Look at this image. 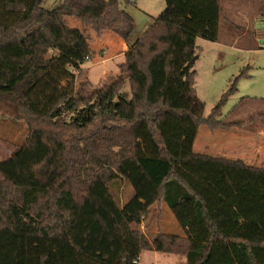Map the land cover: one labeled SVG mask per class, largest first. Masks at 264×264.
Here are the masks:
<instances>
[{"label": "trees", "instance_id": "obj_1", "mask_svg": "<svg viewBox=\"0 0 264 264\" xmlns=\"http://www.w3.org/2000/svg\"><path fill=\"white\" fill-rule=\"evenodd\" d=\"M45 1L0 0V107L28 128L0 159V264H138L143 251L264 264V167L194 151L202 125L254 119L222 116L235 84L207 118L196 91V40H218L222 0H166L117 78L84 92L75 84L96 56L92 35L128 43L135 25L123 5L135 2ZM122 182L133 189L123 203ZM163 204L183 235L141 228Z\"/></svg>", "mask_w": 264, "mask_h": 264}, {"label": "rangeland", "instance_id": "obj_2", "mask_svg": "<svg viewBox=\"0 0 264 264\" xmlns=\"http://www.w3.org/2000/svg\"><path fill=\"white\" fill-rule=\"evenodd\" d=\"M62 1L46 0L43 5L52 8L60 5ZM133 1L135 3L123 6L134 19L135 27L131 40L135 41L165 10L166 0ZM71 26L76 27L79 24L71 21ZM103 40L106 39L92 35V45L97 53L82 66L76 79V90H80L84 83H90L91 91L92 88L117 78L121 73L119 65L124 61V56H120L117 48H110ZM196 45L195 86L198 97L205 103L204 118L211 115L224 93L234 84V92L222 105V116H228L227 120L231 122L254 118L243 129L222 130L230 134L224 138L217 136L211 139V130L202 125L198 134L201 146H196V150L213 156L239 158L247 164L264 167V117L257 116L264 113L263 2L222 0L218 40L209 41L198 37ZM81 92L84 91L81 89ZM9 113L11 110L8 105L0 107V159L12 155L28 134L26 123L14 120ZM244 135L251 136V142L244 141ZM102 157L110 161L113 153L104 150ZM115 193L123 203L133 196V189L122 182ZM161 209L155 206L151 214L142 221L141 228L148 235L161 231L183 235L184 230L169 207L163 204ZM138 264H186V257L180 254L143 251Z\"/></svg>", "mask_w": 264, "mask_h": 264}, {"label": "crops", "instance_id": "obj_3", "mask_svg": "<svg viewBox=\"0 0 264 264\" xmlns=\"http://www.w3.org/2000/svg\"><path fill=\"white\" fill-rule=\"evenodd\" d=\"M105 39L106 40H103V41H105V42H107V45L111 48L112 47V49H118L119 50V55L120 56H124L123 55V53H124V51L125 50H127L128 49V44H130V43H133L134 41L133 40H131L130 39V41L127 43V42H125L124 40H122V39H120V38H114V37H111V36H109V37H105ZM123 62V61H122ZM122 62H120V63H122ZM120 74V73H119ZM118 74V75H119ZM202 127V126H201ZM200 127V128H201ZM200 128H199V131H200ZM199 131H198V134H199ZM214 133V134H213ZM212 133V131H211V133L209 132V134H210V136H212V138L211 139H213V137H219V136H222L223 138L224 137H227V135H230L227 131H222V130H220V131H214ZM261 137V136H260ZM198 135H197V138H196V141H195V143H194V151L196 152V153H202V152H199V151H197L196 150V146H201V144L198 142ZM247 139V140H246ZM244 141H250L251 142V136H248V135H244ZM211 141H209V143H210ZM212 143V142H211ZM202 154H206V153H202ZM227 158H230V157H227ZM239 159V158H238ZM242 160V159H241Z\"/></svg>", "mask_w": 264, "mask_h": 264}, {"label": "water", "instance_id": "obj_4", "mask_svg": "<svg viewBox=\"0 0 264 264\" xmlns=\"http://www.w3.org/2000/svg\"><path fill=\"white\" fill-rule=\"evenodd\" d=\"M196 59H197V56L195 55L194 58L191 60L192 64L195 63Z\"/></svg>", "mask_w": 264, "mask_h": 264}]
</instances>
